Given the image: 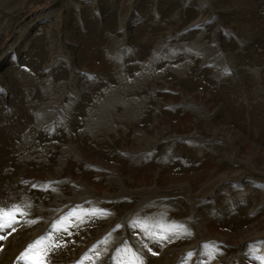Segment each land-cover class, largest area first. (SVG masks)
<instances>
[{"label": "rangeland", "instance_id": "1", "mask_svg": "<svg viewBox=\"0 0 264 264\" xmlns=\"http://www.w3.org/2000/svg\"><path fill=\"white\" fill-rule=\"evenodd\" d=\"M0 264H264V0H0Z\"/></svg>", "mask_w": 264, "mask_h": 264}, {"label": "snow or ice", "instance_id": "2", "mask_svg": "<svg viewBox=\"0 0 264 264\" xmlns=\"http://www.w3.org/2000/svg\"><path fill=\"white\" fill-rule=\"evenodd\" d=\"M3 237H0V239H2ZM37 264H43L42 261H37Z\"/></svg>", "mask_w": 264, "mask_h": 264}]
</instances>
